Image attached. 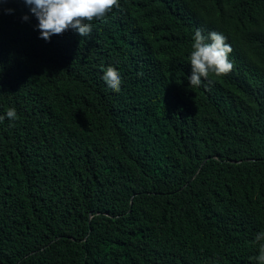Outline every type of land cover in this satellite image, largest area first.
<instances>
[{
  "label": "trees",
  "instance_id": "trees-1",
  "mask_svg": "<svg viewBox=\"0 0 264 264\" xmlns=\"http://www.w3.org/2000/svg\"><path fill=\"white\" fill-rule=\"evenodd\" d=\"M118 2L45 41L0 0V264H264V0ZM197 29L234 67L193 87Z\"/></svg>",
  "mask_w": 264,
  "mask_h": 264
},
{
  "label": "clouds",
  "instance_id": "clouds-1",
  "mask_svg": "<svg viewBox=\"0 0 264 264\" xmlns=\"http://www.w3.org/2000/svg\"><path fill=\"white\" fill-rule=\"evenodd\" d=\"M24 3L38 20L35 29L40 33L39 38L45 41H50L53 35H62L67 30L75 31L81 37L90 36L91 22L94 19L103 20L113 8L120 7L118 0H24ZM22 19L27 21L29 17L25 15ZM193 39V51L189 57L191 75L187 78L189 84L198 87L201 85V78H207L210 72L220 76L233 70L234 65L228 58L233 49L226 43L225 36L215 31L204 36L197 29ZM102 78L113 91H120L122 78L116 69L109 66ZM6 116L14 120L17 116L15 109H8ZM4 118L0 116V121ZM262 240L264 232L255 237V242ZM259 247L260 255L256 259L264 261V243H260Z\"/></svg>",
  "mask_w": 264,
  "mask_h": 264
}]
</instances>
